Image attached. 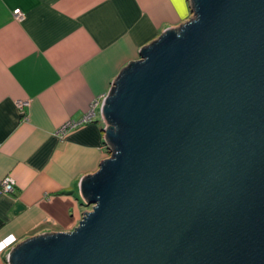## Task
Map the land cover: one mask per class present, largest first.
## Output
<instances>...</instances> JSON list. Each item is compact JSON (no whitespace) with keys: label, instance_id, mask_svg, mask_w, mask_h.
I'll list each match as a JSON object with an SVG mask.
<instances>
[{"label":"water","instance_id":"95a60500","mask_svg":"<svg viewBox=\"0 0 264 264\" xmlns=\"http://www.w3.org/2000/svg\"><path fill=\"white\" fill-rule=\"evenodd\" d=\"M190 1L102 101L91 209L7 264H264V0Z\"/></svg>","mask_w":264,"mask_h":264},{"label":"crops","instance_id":"0c3cea01","mask_svg":"<svg viewBox=\"0 0 264 264\" xmlns=\"http://www.w3.org/2000/svg\"><path fill=\"white\" fill-rule=\"evenodd\" d=\"M192 17L190 0H0V181L16 183L0 195V264L18 242L70 231L91 209L80 181L107 157L100 105L92 121L57 129L81 120L162 30Z\"/></svg>","mask_w":264,"mask_h":264},{"label":"built area","instance_id":"2783aa9c","mask_svg":"<svg viewBox=\"0 0 264 264\" xmlns=\"http://www.w3.org/2000/svg\"><path fill=\"white\" fill-rule=\"evenodd\" d=\"M13 15L17 19H21L23 17V13L20 11L19 8H16V9L13 10ZM112 86H113V84L111 83L110 89H109L108 93L111 91ZM104 97H105V95L103 96V98L101 99V101L98 100V99H94L92 101V103H91V106H90L88 112L85 114V116L81 120H79V121H66L65 123H63L57 129L56 133L63 135L67 131H69L70 129H73L75 127H77L81 123L92 121L93 120V117L96 114L95 107L97 105H100V107H101V104H102V101H103ZM25 104H26V102H22V101H19L18 102V106L19 107H23V105H25ZM100 115H101V112H100ZM103 122H104V127H107V123L105 121H103ZM101 147L103 149H105V151L107 152V157H109L112 154V148H111L110 144L107 143V141L105 139V136H104V132H103V141H102ZM15 184L16 183H15V180H14L13 177H11V176L4 177L0 181V195L2 193H8V192L14 191Z\"/></svg>","mask_w":264,"mask_h":264},{"label":"rangeland","instance_id":"374dc122","mask_svg":"<svg viewBox=\"0 0 264 264\" xmlns=\"http://www.w3.org/2000/svg\"><path fill=\"white\" fill-rule=\"evenodd\" d=\"M193 16H194V12H193ZM89 207H91V206H88V207H86V208H89ZM86 208H84V210H85ZM7 255H8V254H7Z\"/></svg>","mask_w":264,"mask_h":264}]
</instances>
